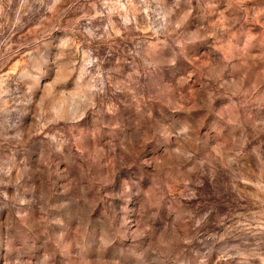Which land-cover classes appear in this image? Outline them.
I'll return each instance as SVG.
<instances>
[{
    "label": "rangeland",
    "instance_id": "374dc122",
    "mask_svg": "<svg viewBox=\"0 0 264 264\" xmlns=\"http://www.w3.org/2000/svg\"><path fill=\"white\" fill-rule=\"evenodd\" d=\"M0 264H264V0H0Z\"/></svg>",
    "mask_w": 264,
    "mask_h": 264
}]
</instances>
